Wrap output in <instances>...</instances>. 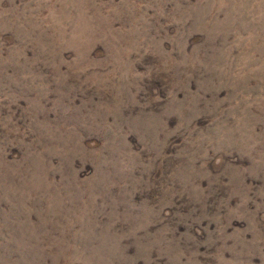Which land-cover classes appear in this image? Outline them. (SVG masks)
I'll use <instances>...</instances> for the list:
<instances>
[{"label":"rangeland","instance_id":"rangeland-1","mask_svg":"<svg viewBox=\"0 0 264 264\" xmlns=\"http://www.w3.org/2000/svg\"><path fill=\"white\" fill-rule=\"evenodd\" d=\"M0 264H264V0H0Z\"/></svg>","mask_w":264,"mask_h":264}]
</instances>
